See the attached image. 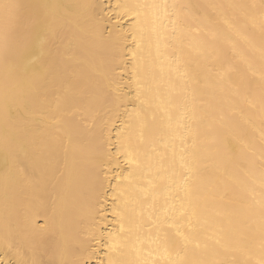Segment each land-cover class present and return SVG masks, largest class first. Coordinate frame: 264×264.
<instances>
[{"label": "bare ground", "instance_id": "6f19581e", "mask_svg": "<svg viewBox=\"0 0 264 264\" xmlns=\"http://www.w3.org/2000/svg\"><path fill=\"white\" fill-rule=\"evenodd\" d=\"M0 264H264V0H0Z\"/></svg>", "mask_w": 264, "mask_h": 264}]
</instances>
